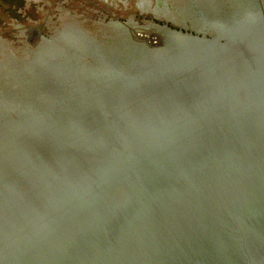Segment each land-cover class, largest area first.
Masks as SVG:
<instances>
[{
    "label": "water",
    "instance_id": "1",
    "mask_svg": "<svg viewBox=\"0 0 264 264\" xmlns=\"http://www.w3.org/2000/svg\"><path fill=\"white\" fill-rule=\"evenodd\" d=\"M186 2L0 65V264H264V0Z\"/></svg>",
    "mask_w": 264,
    "mask_h": 264
},
{
    "label": "rangeland",
    "instance_id": "2",
    "mask_svg": "<svg viewBox=\"0 0 264 264\" xmlns=\"http://www.w3.org/2000/svg\"><path fill=\"white\" fill-rule=\"evenodd\" d=\"M155 4V0H0V65L22 60L67 33L148 52L163 50L175 33L201 37L186 0H157L153 12L149 8Z\"/></svg>",
    "mask_w": 264,
    "mask_h": 264
},
{
    "label": "flooded vegetation",
    "instance_id": "3",
    "mask_svg": "<svg viewBox=\"0 0 264 264\" xmlns=\"http://www.w3.org/2000/svg\"><path fill=\"white\" fill-rule=\"evenodd\" d=\"M155 2H156L155 6H154L153 8H151V6H150V8H149L150 10H153V12H154V11H157V9H158V8L155 9V8L158 6V4H157V0H155ZM142 10H143V9H142ZM147 10H148V9H147Z\"/></svg>",
    "mask_w": 264,
    "mask_h": 264
},
{
    "label": "bare ground",
    "instance_id": "4",
    "mask_svg": "<svg viewBox=\"0 0 264 264\" xmlns=\"http://www.w3.org/2000/svg\"><path fill=\"white\" fill-rule=\"evenodd\" d=\"M143 34V33H142ZM139 34H137V36H138ZM140 36V35H139ZM140 38V37H139ZM151 38V37H150ZM154 39V38H153ZM151 40V39H150Z\"/></svg>",
    "mask_w": 264,
    "mask_h": 264
}]
</instances>
